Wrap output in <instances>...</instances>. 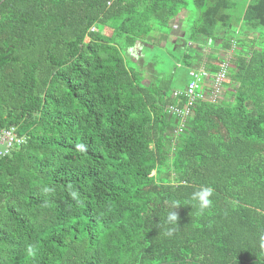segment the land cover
<instances>
[{
	"label": "trees",
	"instance_id": "16d2710c",
	"mask_svg": "<svg viewBox=\"0 0 264 264\" xmlns=\"http://www.w3.org/2000/svg\"><path fill=\"white\" fill-rule=\"evenodd\" d=\"M181 15L176 71L191 83L214 46L205 69L230 54L233 89L197 100L182 128L175 70L146 84L126 59ZM11 127L26 141L0 159V264H264V0H0ZM201 186L215 190L203 214Z\"/></svg>",
	"mask_w": 264,
	"mask_h": 264
},
{
	"label": "rangeland",
	"instance_id": "374dc122",
	"mask_svg": "<svg viewBox=\"0 0 264 264\" xmlns=\"http://www.w3.org/2000/svg\"><path fill=\"white\" fill-rule=\"evenodd\" d=\"M234 1L241 8L243 6H246L247 4H249L250 2L254 0H234ZM183 20H184V15H181L173 22L172 24L173 32L171 36H168L167 38L162 36L156 39H151L150 44L148 45L139 44L135 50L133 51L131 50L128 52L126 59L129 61V64L131 67H134L136 70H142V72H144L147 69L148 72L146 74L147 77L145 80L146 84L150 82L149 78L152 75V71H153L152 68L154 70H157V73L160 71L162 72L165 71L168 74L171 73L172 69L175 70V75H174L175 81L174 83L172 82L171 85L173 84L176 90H184L190 84V80L188 78V70L180 68L176 71L177 61L173 59L175 55H178L180 57L182 52L185 51L186 47L177 51L176 49L170 46V44L174 46L175 43L177 42L179 43L180 40L178 39L183 38L184 36V33L182 32L183 30L182 28L184 25ZM87 41H89V39H87ZM153 45H158L162 47H158L157 51L154 52L155 53L153 57L154 59L152 61H150V59H146L144 61L145 56H147L151 52ZM190 49H193V50H190L193 52L195 50V47L193 48L190 47ZM199 51H200V54L196 55V57H197V60L199 61L201 60V62L203 63L200 66H195L196 68L197 67L206 68V63L211 61L210 58L212 57V55H217L218 53V51L214 49V46H208L207 48L199 47ZM222 53L223 52L221 51L218 56H220V54ZM145 65H149V66H145ZM224 88H225L224 96L223 95L222 96L231 100V98L227 97L226 94L228 91H232L233 89L226 85ZM154 174L155 173H153V175Z\"/></svg>",
	"mask_w": 264,
	"mask_h": 264
},
{
	"label": "built area",
	"instance_id": "2783aa9c",
	"mask_svg": "<svg viewBox=\"0 0 264 264\" xmlns=\"http://www.w3.org/2000/svg\"><path fill=\"white\" fill-rule=\"evenodd\" d=\"M231 55L227 56L221 70L217 74H211L203 67H197L192 75L194 80L184 90L174 91L175 99L186 98L188 101L183 107L171 105L168 107L172 114L181 117V128L188 118L193 115V107L197 100H206L213 103L223 99L225 83L228 80V70L230 66ZM223 95V96H222ZM179 128L178 131H181ZM26 137H20L17 134V128L0 129V159L8 156L18 145H22Z\"/></svg>",
	"mask_w": 264,
	"mask_h": 264
},
{
	"label": "clouds",
	"instance_id": "9594fccd",
	"mask_svg": "<svg viewBox=\"0 0 264 264\" xmlns=\"http://www.w3.org/2000/svg\"><path fill=\"white\" fill-rule=\"evenodd\" d=\"M82 147V146H81ZM50 189H45V191H49ZM215 195L214 188L210 186H201L198 190L194 191L191 195V200L196 202L198 205V209L200 214H203L205 211L211 209L213 207L214 201L213 197ZM73 198H76L77 193H72ZM180 207L179 202L173 201L171 204V210L169 211L166 219V223L168 225H173V227H169L166 235H172L173 232L176 231L174 225L178 224V215L176 213V209ZM260 247L264 248V236L260 238Z\"/></svg>",
	"mask_w": 264,
	"mask_h": 264
}]
</instances>
